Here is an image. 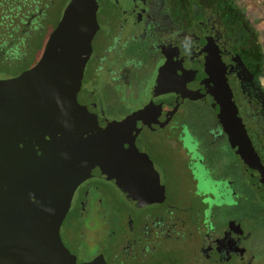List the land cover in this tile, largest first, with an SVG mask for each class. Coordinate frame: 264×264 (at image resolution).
Listing matches in <instances>:
<instances>
[{"label": "flooded vegetation", "instance_id": "obj_1", "mask_svg": "<svg viewBox=\"0 0 264 264\" xmlns=\"http://www.w3.org/2000/svg\"><path fill=\"white\" fill-rule=\"evenodd\" d=\"M96 1L77 101L121 164L75 188L62 243L77 264H264V52L249 16L235 0ZM69 2L0 0V80L37 65Z\"/></svg>", "mask_w": 264, "mask_h": 264}, {"label": "water", "instance_id": "obj_2", "mask_svg": "<svg viewBox=\"0 0 264 264\" xmlns=\"http://www.w3.org/2000/svg\"><path fill=\"white\" fill-rule=\"evenodd\" d=\"M96 8V0H70L37 65L0 80V264H77L59 234L72 194L88 177L114 178L121 164L106 135L90 134L77 101ZM229 118L248 169L251 144L238 118Z\"/></svg>", "mask_w": 264, "mask_h": 264}, {"label": "rangeland", "instance_id": "obj_3", "mask_svg": "<svg viewBox=\"0 0 264 264\" xmlns=\"http://www.w3.org/2000/svg\"><path fill=\"white\" fill-rule=\"evenodd\" d=\"M238 5L243 9V12L247 13L252 24L257 29L260 41L262 44V49L264 52V0H235ZM61 9V8H60ZM39 41L32 43L29 50V57H31L38 47ZM3 69H0V77L5 75ZM99 100L98 96L95 98Z\"/></svg>", "mask_w": 264, "mask_h": 264}]
</instances>
